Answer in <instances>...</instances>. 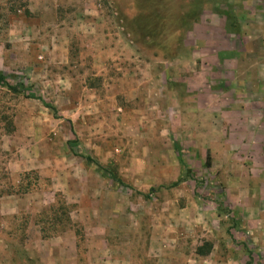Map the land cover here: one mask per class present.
Masks as SVG:
<instances>
[{
	"label": "rangeland",
	"instance_id": "374dc122",
	"mask_svg": "<svg viewBox=\"0 0 264 264\" xmlns=\"http://www.w3.org/2000/svg\"><path fill=\"white\" fill-rule=\"evenodd\" d=\"M147 1L0 0V74L22 91L0 85V264H264V204L232 154L258 42L226 32L218 0L138 15ZM155 14L176 29L153 36Z\"/></svg>",
	"mask_w": 264,
	"mask_h": 264
},
{
	"label": "crops",
	"instance_id": "0c3cea01",
	"mask_svg": "<svg viewBox=\"0 0 264 264\" xmlns=\"http://www.w3.org/2000/svg\"><path fill=\"white\" fill-rule=\"evenodd\" d=\"M231 2L232 6H229V8L232 10L235 21H237L240 28L239 35L235 36L240 39L246 38L247 41H257L259 45V49L256 52H251L249 54V58L252 60L255 59V63L252 62V66H249L246 71L244 70L245 72L243 71L246 75L244 79L245 84L249 86L250 91L251 98L249 106L254 114L251 117H247L240 113H236L239 123H248V130L245 129L244 126L240 127L241 131L245 130L244 132H240V138L242 140L244 139V142L239 140L233 146L232 154L238 159V164L241 167L248 168L254 184V196L259 200L258 205L260 207V204H264V198H262L260 194L262 193L260 188L264 186V86H255L252 82L253 77L251 76L257 74L258 76H263L264 80V0H232ZM225 3L224 5L220 4L224 9L228 8ZM261 48L263 51H261ZM233 53L234 58L232 61L237 64L241 59V50ZM217 61L220 63L218 59ZM227 61L229 60L221 61V63L225 64ZM240 73L241 71L239 72L234 68V75ZM233 86H237L236 83H234ZM238 102L243 103L245 106L244 100ZM230 135L231 134H229V136ZM232 135L234 138L237 136L236 130H234ZM223 151L227 155L230 154L229 147L227 146ZM253 234L264 235V226L262 229L260 228V231H254ZM261 250H264V247L261 246L260 251Z\"/></svg>",
	"mask_w": 264,
	"mask_h": 264
},
{
	"label": "trees",
	"instance_id": "16d2710c",
	"mask_svg": "<svg viewBox=\"0 0 264 264\" xmlns=\"http://www.w3.org/2000/svg\"><path fill=\"white\" fill-rule=\"evenodd\" d=\"M205 2L209 3L208 0H203V3H205ZM222 2H223L222 0H218V3L221 4ZM146 3L149 4V7L147 8V6L144 5L143 9H141L139 11L138 15H140V12L141 13L144 12V14H147V13H149L151 11H156L157 13H161L160 11H165V10H163L162 7H161V9H159L160 6L158 5V3L162 4V1L148 0ZM202 11H203L202 8H199V11H197L195 14L192 15L193 19L195 20L197 18V21H198ZM213 11H214L215 14H217V15H219V16H221V17H223L225 19V29H226L227 33L234 34V35H239L240 28H239V26L237 24V21H235V18L233 16L232 10L229 8V6H228V8H226L224 10H221L220 7L219 8H214ZM144 14H143V16H145ZM166 18L167 17H166L165 14H161V16H158L157 14H155L153 16V20H155V21H153L152 27H151L153 29V31H154L153 36H155V33H157V32L161 33L165 29H169L170 32H172L173 27H174V29H176V24H175L176 22L174 24L167 25L165 23V21H164ZM165 33L169 34V32L167 30L165 31ZM233 58H234V53L233 52H220V53L217 54V59L220 62L224 61V60H232ZM0 85L2 87L7 88L10 92H12L14 94H21L22 93V91L20 90V86H12V85L8 84L6 82V79H5L4 75H2V74H0ZM35 99L37 101H39L44 108L48 109L53 114L54 117H57V115H58L57 114V110H56V108L53 105H51L50 103L46 102L42 98H35ZM66 145H67V147H68V149L70 151L73 150L74 143L68 142ZM175 150H176V153H177V156H178V161H179L180 164H182L181 159H180V157H181V149H180V147L177 144H175ZM75 155L77 156V154H75ZM77 157L82 159V161L86 165H93L100 174L105 175V176H109L114 183H116V184H118V185H120L122 187H125V188H130V186H127L119 178H117L116 175L111 170H109L108 168H106V167H104L102 165L97 164L91 157H89V156H77ZM209 166H210V156H209V153L207 152L206 153V167H209ZM182 182H183V180L180 178L177 181L173 182L168 187H166V189L176 188ZM21 187L22 186H20L19 188H21ZM24 191L26 192V191H28V189L26 188ZM133 191L136 194L141 195L144 198H146L149 193H153L154 192V190H152V189L149 190L148 194H141L139 192H136L135 190H133ZM51 210H53V209H51ZM51 210H50V212H51ZM67 222H69V219H67ZM199 255L204 256L205 254L200 252ZM248 258H249V260H248V262L246 264H252V259H251V254L250 253L248 254Z\"/></svg>",
	"mask_w": 264,
	"mask_h": 264
}]
</instances>
